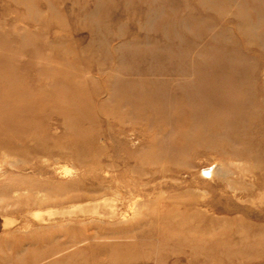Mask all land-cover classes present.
Returning <instances> with one entry per match:
<instances>
[{
    "label": "rangeland",
    "instance_id": "rangeland-1",
    "mask_svg": "<svg viewBox=\"0 0 264 264\" xmlns=\"http://www.w3.org/2000/svg\"><path fill=\"white\" fill-rule=\"evenodd\" d=\"M219 1L0 0V264H194L132 247L182 210L214 221L204 264H264V169L227 144L138 160L168 130L156 103L185 120L182 94L220 54L249 102L236 137L264 149V0Z\"/></svg>",
    "mask_w": 264,
    "mask_h": 264
},
{
    "label": "bare ground",
    "instance_id": "bare-ground-1",
    "mask_svg": "<svg viewBox=\"0 0 264 264\" xmlns=\"http://www.w3.org/2000/svg\"><path fill=\"white\" fill-rule=\"evenodd\" d=\"M210 1L217 2L218 0ZM239 9H242V7L239 6ZM152 14L154 15L152 16L150 14L146 18V24L149 27L160 15L156 11ZM259 17H264V13L261 15L259 14ZM158 24L160 25L159 21ZM166 29L174 32L172 24L165 26V31H167ZM170 37L173 39L180 38L179 35L174 34V36H169L167 39H170ZM173 52L180 58H184L186 55V51L181 49H174ZM217 62H223V64L218 65ZM235 68L236 66L231 59H227L220 54L212 61L211 65L199 71V80H201L200 86H193L182 94L183 97L181 98V101L190 105L185 120L177 118L179 115L171 106L164 112L168 115L166 114V116H164L165 114L163 115L160 103L157 102L156 106L159 109L158 114H160L161 121L168 129L167 133L162 139L155 138L152 140L154 146L151 149L148 148V150L144 152L143 159L139 157H136V159H141L140 161L142 163H159L166 161L180 163L190 151L191 145L193 144H205L208 146L214 144L220 147L223 146V144H227L231 149L229 152L223 150L222 154L234 157H247L252 161L253 167L260 170L264 169V149L261 146H253L242 140L240 141L236 137L238 128L242 127L244 120L249 114L247 110L249 102L247 98H245L244 92H241V82L235 86L225 81L222 70L227 69V72L225 73V75H227ZM149 96L150 97L148 98L151 100L154 98L158 100L161 97V93L158 92ZM219 112L225 115L223 117H218L217 113ZM184 121H187L190 124L186 128H184L182 124ZM212 122L219 123L220 129L218 133L210 128ZM174 130H178L180 133V137L177 141L178 144L175 143L173 138L172 132ZM211 170H205L203 173H205V175L207 174V176H211ZM224 175L225 172L223 176ZM36 216L43 218L41 217L42 215ZM163 217L170 221H162L159 223L158 227L151 228L146 233L136 236L135 239L138 240V244L136 245L137 242H135L132 244V247L137 249V247L143 248L144 246L154 244V247L156 248L155 250L177 251L187 249L190 251V256L192 257L194 264H204V262L198 258V255L205 250L204 240H201L200 237L207 234L209 227L214 224V221L211 220L208 223L206 214L200 210H182L174 211L173 213L171 211H164ZM153 236L155 239H153ZM150 238L154 241H147ZM164 239L177 240L178 242L174 246H168V244L164 243ZM237 242L240 243L239 240ZM147 255L149 256V254Z\"/></svg>",
    "mask_w": 264,
    "mask_h": 264
}]
</instances>
